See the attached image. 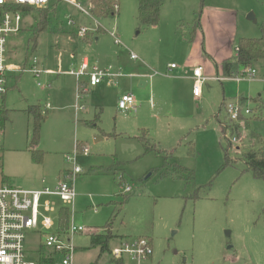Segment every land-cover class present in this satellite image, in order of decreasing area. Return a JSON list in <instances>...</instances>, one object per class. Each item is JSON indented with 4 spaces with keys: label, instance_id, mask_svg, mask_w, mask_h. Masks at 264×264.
<instances>
[{
    "label": "rangeland",
    "instance_id": "374dc122",
    "mask_svg": "<svg viewBox=\"0 0 264 264\" xmlns=\"http://www.w3.org/2000/svg\"><path fill=\"white\" fill-rule=\"evenodd\" d=\"M89 1L81 3L90 8ZM115 1L119 10L98 18V41L76 37L78 28L69 26L68 18L86 28L93 21L62 3L51 8L45 30L39 32L41 12L35 10L23 15L21 31L8 38L9 62L23 72L11 75L2 99L9 122L0 132V187L54 189L73 171L66 156L83 148L89 152L76 156L82 172L72 182L74 210L51 199L54 225L27 232V259L38 262L51 253L46 237L60 233L61 212L67 209L69 225L74 216L87 230L73 237L75 264H111L109 252L99 258V248L87 249L89 235L103 233L111 219L117 238L110 251L122 242L149 239L153 255L147 264H264V180L246 171L241 155L262 145L249 141L251 134L264 142V65L253 66L254 79L238 75L244 76L240 83L206 80L200 99L191 79L199 65L206 76L216 77L213 70L207 74V66L219 59L214 53L223 41L234 55L241 39L262 36L264 0H162L156 27L141 25L138 0ZM217 11L230 16L225 37L213 26L211 14ZM251 14L255 21L248 19ZM113 31L122 45L115 44ZM84 57L123 76L79 99L80 84L69 72ZM35 59L38 69L54 74L35 78L29 73ZM172 63L179 69L169 74ZM125 96L134 98L135 109L118 108ZM237 99H246L252 114L246 118L249 127L238 130L242 141L230 147L233 128L224 136L216 116L229 124L223 101ZM35 115L45 117L38 143ZM129 260L124 257L125 264H133Z\"/></svg>",
    "mask_w": 264,
    "mask_h": 264
},
{
    "label": "built area",
    "instance_id": "2783aa9c",
    "mask_svg": "<svg viewBox=\"0 0 264 264\" xmlns=\"http://www.w3.org/2000/svg\"><path fill=\"white\" fill-rule=\"evenodd\" d=\"M60 3L76 8L93 21V26L86 28L78 26L73 19L68 18V25L78 28L76 32L78 39L92 40L98 34V31L102 28L99 20L92 14L90 8L81 3V0H0V107H2V99L7 95L8 81L11 75L23 72L18 66H14L9 62L7 56L9 36L21 31L23 15L27 16L29 11L46 8L57 9ZM114 9L119 10L118 4L114 6ZM110 35L113 37L115 44L120 46L121 41L115 32H111ZM238 51L239 49H236L237 53ZM131 58L136 59L137 57L131 53ZM37 64L38 61L35 59L33 67L29 70V73H32L35 78L39 79L43 75L54 74L51 71L38 69ZM173 69H176V64L169 66V70ZM244 73L249 79H254L257 74L254 68H247ZM69 75L75 77L80 84L79 99L81 93L97 87L101 83L115 84L116 77L119 76L113 71L112 67L101 68L98 65L91 64L88 57H84L81 63L69 72ZM243 77H235L231 80L240 82ZM193 79V95L199 99L202 96L201 87L208 79L204 76L202 67L193 69ZM38 86L41 87V83H38ZM47 107L50 106L47 105ZM119 108L122 111L135 109L134 98L131 96L123 97L119 101ZM225 111L229 118V124L239 129L246 128V118L252 114L245 103L238 99L227 103ZM238 141L235 135L231 137L233 145L237 144ZM88 153V149L83 148L74 156H66V162L73 165V171L69 176L60 180L54 189L26 190L0 187V264H75L73 237L83 234L87 230L84 226L75 224L74 216L67 233L47 235L45 246L51 253L48 256L39 257L38 262L30 261L26 257V234L29 231L38 230L40 227L45 230H50L53 227V221L48 215L55 211V205L51 202V199L58 198L67 206H72L74 210L77 194L72 182L82 172L80 167L76 165V156L78 154L88 156ZM130 190V187L125 188L126 193ZM59 255L63 257L58 261L56 256ZM152 255V244L145 238L122 242L119 247L114 248L111 252L112 258L123 264H125L124 257H128L133 264H147Z\"/></svg>",
    "mask_w": 264,
    "mask_h": 264
},
{
    "label": "trees",
    "instance_id": "16d2710c",
    "mask_svg": "<svg viewBox=\"0 0 264 264\" xmlns=\"http://www.w3.org/2000/svg\"><path fill=\"white\" fill-rule=\"evenodd\" d=\"M117 4L115 0H90V10L92 14L98 19L101 16L109 15L111 11H114V6ZM138 20L140 21L142 26L146 27H156L160 23V12L162 6V0H138ZM32 10V9H31ZM55 10V8H53ZM35 11V10H33ZM32 12V11H31ZM41 12V21L38 25L39 32L45 30L47 27V18L50 17V14L53 13L52 9L46 8L39 10ZM28 13V12H27ZM30 13V11H29ZM29 13L27 15H29ZM201 16V15H200ZM103 18V17H101ZM104 19V18H103ZM200 22V20H199ZM198 27V24L196 25ZM195 26V27H196ZM238 53L232 60L225 61L222 64L221 71L222 75L225 78L237 77L247 68H253L255 64L264 61V25L262 27V36L257 39H241L240 44L238 46ZM217 71L219 72V67L217 66ZM245 102V100H243ZM225 106V101H223V107ZM9 112L4 108V105L0 107V132H3L6 128V124L9 122ZM35 126H34V135L35 140L38 143L39 140V132L42 123L45 121V117L42 115H35ZM219 125L222 129V133L224 136L227 135L228 130H231L232 127L230 124H223L220 121V115H217ZM249 126L247 125L246 129ZM233 128V135H235L239 142L242 140V135L238 133L240 130L238 127ZM226 138V137H225ZM227 139V138H226ZM249 141H259L262 145L260 148L256 149L254 145H251L250 150L244 152L242 155V160L245 163L246 171L252 172L255 179L264 180V142L262 138L256 134H251L249 136ZM231 142V141H230ZM229 142V143H230ZM232 147V143L230 144ZM1 162V157H0ZM229 163V156L226 154V165ZM225 165V166H226ZM183 171L190 173L192 178L193 172L190 170L184 169ZM69 212L67 209H62V227L59 234H65L69 230ZM112 221L107 223L104 226L103 233H91L90 236V244L87 249H100V256L102 254L109 252L111 255V251L109 249L110 242L117 238V235L112 232ZM149 240V239H147ZM150 241V240H149ZM151 242V241H150ZM152 244V243H151ZM51 261V259H50ZM111 264H123L122 262L115 261L112 257L110 259ZM96 264V263H94Z\"/></svg>",
    "mask_w": 264,
    "mask_h": 264
},
{
    "label": "crops",
    "instance_id": "0c3cea01",
    "mask_svg": "<svg viewBox=\"0 0 264 264\" xmlns=\"http://www.w3.org/2000/svg\"><path fill=\"white\" fill-rule=\"evenodd\" d=\"M161 11H162V6H161ZM160 18H161V12H160ZM230 16L228 17V15L225 13V12H221V11H217V12H215V13H213V14H211V19L213 20V26H218L219 27V29L222 31H220L219 30V33L222 35V33H224L223 35H222V37L224 36H226L227 34H226V32H225V30L223 31V26H224V28H227L228 26H230ZM201 28H202V26H200ZM197 28L195 27L194 28V33H196L197 32ZM199 31V34L201 33V31L200 30H198ZM98 35V34H97ZM97 35H95L94 36V38L92 39V40H83V41H85V42H90V43H92V42H94V41H98L99 40V37L97 36ZM199 41H200V35H199ZM115 42V41H114ZM223 43H224V41H223ZM223 43L221 44V48H219L218 50L216 49V51H215V53H214V55L215 56H219V59L218 58H210L211 60V62H208V68H207V74H210L211 72H212V70L214 71V76H216V77H208V76H206L205 75V70H204V67L203 66H201V65H199V66H196L195 68H197V67H202L203 68V72H204V76L205 77H207L208 79L207 80H209V79H212V80H217V81H227V80H231V79H224V78H222L221 77V74H222V71H221V67H222V64L225 62V61H228V60H232L233 58H235V56L237 55V52H236V49H238V47H236V49H235V54L233 55V52L230 50V51H228V47L226 46V45H223ZM121 45H122V43H121ZM200 46V44H199V42H197V43H194V47H196V46ZM225 46V47H224ZM198 49H200V48H198ZM200 52L202 53V49H200ZM202 55V54H201ZM214 57V56H213ZM89 58V60H90V63L91 64H95V65H98L99 67H101V68H107V67H113V66H111V65H106V66H100L99 64H98V62H96L95 60H92L90 57H88ZM217 62V63H216ZM263 63V65H264V61L262 62ZM172 64H174V63H172ZM79 65V64H78ZM77 65V66H78ZM171 65V64H170ZM169 65V66H170ZM77 66H74V67H77ZM169 66H168V69H167V73H172L173 71H177L178 69H179V67L178 66H176V69H173V70H169ZM217 66L219 67V72L217 71ZM114 72H116L117 74H119V76H117L116 77V83H117V81H118V79L119 78H121L122 76H123V74H122V72L120 71V70H117L116 69V71H114ZM53 75V74H52ZM217 75H219V76H217ZM47 76H49V75H47ZM72 77V76H71ZM73 78H75V77H73ZM76 79V78H75ZM191 79H192V81H193V86H194V79H193V71H192V76H191ZM237 82V81H236ZM241 82V81H240ZM240 82H237V83H240ZM116 83L115 84H108V83H106V82H104V83H101L100 85H103V84H107V85H111V86H113V85H116ZM100 85H98V86H100ZM141 85H143V86H146V83H144V82H141ZM97 86V87H98ZM97 87H94V88H97ZM197 99V98H196ZM200 99V98H199ZM238 100H240V99H238ZM243 100H245V101H247L246 99H241V102H243ZM243 103H245V102H243ZM50 108V107H49ZM118 108H119V105H118ZM120 109V108H119ZM130 110H132V109H130ZM78 176V175H77ZM76 176V177H77ZM151 261H152V257H151V259H150ZM97 264V263H96Z\"/></svg>",
    "mask_w": 264,
    "mask_h": 264
},
{
    "label": "water",
    "instance_id": "95a60500",
    "mask_svg": "<svg viewBox=\"0 0 264 264\" xmlns=\"http://www.w3.org/2000/svg\"><path fill=\"white\" fill-rule=\"evenodd\" d=\"M249 20H252V21H255V17L253 14H251L249 17H248Z\"/></svg>",
    "mask_w": 264,
    "mask_h": 264
}]
</instances>
